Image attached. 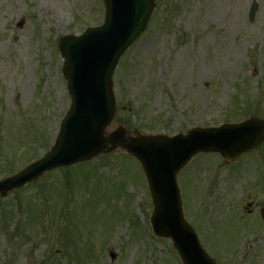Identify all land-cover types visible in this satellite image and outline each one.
Returning a JSON list of instances; mask_svg holds the SVG:
<instances>
[{
	"label": "rangeland",
	"instance_id": "374dc122",
	"mask_svg": "<svg viewBox=\"0 0 264 264\" xmlns=\"http://www.w3.org/2000/svg\"><path fill=\"white\" fill-rule=\"evenodd\" d=\"M103 21L101 0H0V181L49 150L69 109L59 39ZM112 82L104 135L122 127L124 143L0 197V264H182L152 235L149 190L124 147L136 133L264 118V0H155ZM177 183L217 264H264V145L230 164L199 155Z\"/></svg>",
	"mask_w": 264,
	"mask_h": 264
},
{
	"label": "water",
	"instance_id": "95a60500",
	"mask_svg": "<svg viewBox=\"0 0 264 264\" xmlns=\"http://www.w3.org/2000/svg\"><path fill=\"white\" fill-rule=\"evenodd\" d=\"M103 3L105 22L101 27L88 29L81 36H64L59 41L62 74L71 105L60 123L54 145L43 158L1 181V196L54 169L113 152L123 143V128L108 138L103 136L115 113L111 77L120 56L144 31L153 0H103ZM254 12L252 7L250 19ZM128 141L124 149L141 165L151 193L153 234L172 241L182 264H215L184 220L176 176L199 153H218L228 163L258 148L264 143V121L250 119L238 125L195 128L186 135L171 138L138 136ZM261 216L264 221V208Z\"/></svg>",
	"mask_w": 264,
	"mask_h": 264
},
{
	"label": "trees",
	"instance_id": "16d2710c",
	"mask_svg": "<svg viewBox=\"0 0 264 264\" xmlns=\"http://www.w3.org/2000/svg\"><path fill=\"white\" fill-rule=\"evenodd\" d=\"M67 171H68V170H67ZM28 208H29V207H28ZM68 241L70 242L71 240L69 239ZM68 241H67V242H68Z\"/></svg>",
	"mask_w": 264,
	"mask_h": 264
}]
</instances>
